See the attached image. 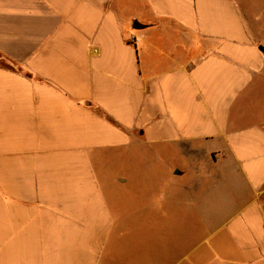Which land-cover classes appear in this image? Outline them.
Wrapping results in <instances>:
<instances>
[{"label": "crops", "instance_id": "crops-1", "mask_svg": "<svg viewBox=\"0 0 264 264\" xmlns=\"http://www.w3.org/2000/svg\"><path fill=\"white\" fill-rule=\"evenodd\" d=\"M0 264H264V0H0Z\"/></svg>", "mask_w": 264, "mask_h": 264}, {"label": "rangeland", "instance_id": "rangeland-1", "mask_svg": "<svg viewBox=\"0 0 264 264\" xmlns=\"http://www.w3.org/2000/svg\"><path fill=\"white\" fill-rule=\"evenodd\" d=\"M145 149L137 147L136 149H134L133 152L130 153V156L136 157L137 159H140V161L136 160V164L134 169L130 167V170H133L134 172H136L137 174H142L144 173V163H143V157L146 154ZM149 155H151V153L149 152ZM127 156V154H126ZM128 166L129 165H123L121 164V170L126 173L128 172ZM124 167V169H123ZM157 170H159L160 167V163L158 162L157 164ZM125 231H128V227H126L124 229ZM135 233V238L138 239L140 238H144V237H148L151 239H159L160 236H165L167 239H176L177 235L181 232V231H186L188 230V226H178L176 227L175 225L166 227V228H160L159 226H153L151 228H133L132 229ZM128 237V235H127Z\"/></svg>", "mask_w": 264, "mask_h": 264}, {"label": "built area", "instance_id": "built-area-1", "mask_svg": "<svg viewBox=\"0 0 264 264\" xmlns=\"http://www.w3.org/2000/svg\"><path fill=\"white\" fill-rule=\"evenodd\" d=\"M130 38H131V41L133 42L137 40L135 36H131Z\"/></svg>", "mask_w": 264, "mask_h": 264}]
</instances>
